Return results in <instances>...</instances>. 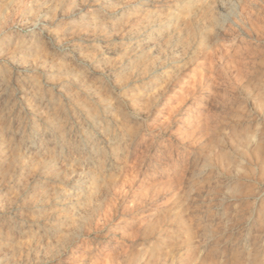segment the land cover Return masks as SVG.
Returning a JSON list of instances; mask_svg holds the SVG:
<instances>
[{"label":"rangeland","instance_id":"rangeland-1","mask_svg":"<svg viewBox=\"0 0 264 264\" xmlns=\"http://www.w3.org/2000/svg\"><path fill=\"white\" fill-rule=\"evenodd\" d=\"M150 1L0 0V264H264V0ZM155 16L168 37L120 70ZM93 123L121 144L77 217L62 202L86 153L24 146Z\"/></svg>","mask_w":264,"mask_h":264},{"label":"bare ground","instance_id":"bare-ground-1","mask_svg":"<svg viewBox=\"0 0 264 264\" xmlns=\"http://www.w3.org/2000/svg\"><path fill=\"white\" fill-rule=\"evenodd\" d=\"M78 2H79V0H78ZM150 2H151L150 0H142V5H140V7L148 8V4ZM83 17H84V15H83ZM169 21L170 20L167 18L162 19V17L158 18L155 16V18L154 17L153 18L152 17L146 18L145 21H142L141 23L136 24L134 26L132 32L129 33L127 35V37L125 38V40L127 41L126 48H127L128 57L124 58L122 60V62L120 63V70L122 68H125L128 65L130 60H134V59L146 54L147 52L155 50L156 48H157V50L160 49V46L162 45V43L165 41V39L169 35V34L167 35L165 33V31H163L164 28L167 25H169V23H170ZM26 25L32 31H34V29H38V28H40V30H42L45 27V25H48V20H47L46 15L44 14V11H43V13H40V14L36 15L34 18H32L28 23H26ZM70 41L65 42V45L63 47L65 49L71 50L73 52L77 51V49H79L80 47L77 48V46L72 44V42H70ZM79 52H81V51H79ZM114 52H115V49H113L109 45H106L104 47H101L98 50V55H99V57L102 58L104 55L111 54ZM158 52L159 51H157V53ZM18 56H19V54H18ZM22 56H23V54H22ZM26 56H28V55H26ZM23 59H24V57H23ZM18 62H19V60H18ZM248 74H249V76H256L257 72L255 70H252V71L248 72ZM5 94H6V89L2 88V86L0 85V108L3 107L4 102H7V101H5ZM6 98H7V96H6ZM34 101H36V100H34ZM31 102H32V100H31ZM20 104L24 107V110H26L27 113H29V115L36 117V115L39 114L38 107L31 106L29 103H26V101H24V104H22L21 102H20ZM6 105H7V103H6ZM12 111H14V110L12 109ZM34 117H32V118H34ZM23 120H24V118H23ZM27 120H29V119H27ZM20 121H22V120H20ZM79 121H81V120H79ZM2 122H3V120H2ZM33 125H34V123H33ZM38 125H39V123H38ZM45 133H46L45 131H36L32 135H30L29 141L24 146V151L28 152V153L35 152L36 154H43L47 149L52 148V147L53 148L57 147V148H60V152L65 153L66 155L71 153L72 150H79V151H83L86 153L85 158L80 163L82 166V169H86V170H84L85 173H84L83 177L81 176L82 174H72L71 173V175L69 176V180L73 184V185L71 184L73 194L70 197L66 198L62 202V208H66V209L71 208L70 213L72 214V216H77V215H79V213L81 211L80 210L81 203L83 201L84 196L86 195L85 193H86L87 187H86V183H84L85 181L83 180V179H85L84 176L86 177V171L89 170L91 166H93L92 165L93 163L98 161L103 145L107 146L111 149L112 148L115 149V147H117L119 145V143L121 142V139L115 135H111L108 132H103L99 128L97 123H95V124L93 123L88 130L84 131L82 136H79L78 138L76 137L73 141H71V140L67 141V139L64 138L60 134H57V135L51 137V139H48V138H50V137H48L50 134L47 135ZM15 135H16V133H15ZM27 137H29V136H27ZM27 140H28V138H27ZM24 142L25 141H23V143ZM48 165H49V167H55L54 164H51L50 162L48 163ZM106 167L107 166L104 165L102 170L105 171L107 169Z\"/></svg>","mask_w":264,"mask_h":264},{"label":"clouds","instance_id":"clouds-1","mask_svg":"<svg viewBox=\"0 0 264 264\" xmlns=\"http://www.w3.org/2000/svg\"><path fill=\"white\" fill-rule=\"evenodd\" d=\"M5 7H8V5H6ZM261 119H264V117H261ZM113 252H115V249H113ZM116 255H118V253H116ZM118 264V262H117Z\"/></svg>","mask_w":264,"mask_h":264}]
</instances>
